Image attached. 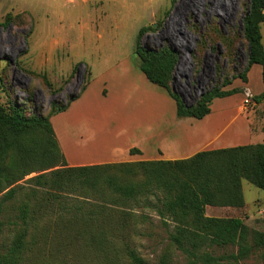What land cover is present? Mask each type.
Here are the masks:
<instances>
[{
    "label": "rangeland",
    "instance_id": "rangeland-1",
    "mask_svg": "<svg viewBox=\"0 0 264 264\" xmlns=\"http://www.w3.org/2000/svg\"><path fill=\"white\" fill-rule=\"evenodd\" d=\"M249 4L250 0H0V75L4 78L0 103L18 104L28 117L48 116L54 100L65 104L88 82L87 92L51 119L67 160L74 164L108 159L118 149L114 160L101 164L137 162L129 160L133 156L126 148L140 144L151 128H166L176 111L173 99L150 83L139 66L137 37L142 28H149L142 35L144 46L171 47L178 54L170 87L187 105L195 104L215 84L233 78L225 90L238 92L214 100L215 117L197 121L198 128L213 134L224 123L222 110L232 106L231 115L238 117V123L225 134L249 130L252 138L240 146L263 144L264 102L254 101L264 90L259 76L262 67H254L249 82L254 65H248L243 33ZM261 34L264 47V22ZM214 119L216 124L209 128ZM33 176L21 182L25 193L34 187L27 182ZM241 189V205L208 206L207 215L240 218L251 229L264 232V191L247 180L241 182ZM21 198L0 210L1 241L13 237L11 222L17 214L13 204L18 205ZM132 212L136 217L126 225H120V212H111L110 232L126 233L129 245L149 264H160L162 259L186 263L185 255L170 241L171 220L162 218L156 208ZM107 228L101 224L94 230ZM39 230L65 233L66 238L33 254L29 264H60L67 251L69 264H100L79 239L87 225L52 220L42 223ZM236 251L219 247L213 253L222 256ZM238 264H263L261 250L254 248Z\"/></svg>",
    "mask_w": 264,
    "mask_h": 264
},
{
    "label": "trees",
    "instance_id": "trees-1",
    "mask_svg": "<svg viewBox=\"0 0 264 264\" xmlns=\"http://www.w3.org/2000/svg\"><path fill=\"white\" fill-rule=\"evenodd\" d=\"M263 22L264 0H250L243 18L248 65L262 67L264 84ZM147 29L142 28L137 37L135 53L140 69L150 83L175 101L180 119H204L215 99L238 92L225 90L233 78L226 79L204 91L195 104L187 105L170 87L178 64L177 52L171 47L157 50L144 46L142 35ZM238 78L247 81L243 75ZM89 85L84 82L80 92L70 95L63 105L54 100L48 116L28 117L18 104L6 107L0 103V210L22 196L18 205L13 204L17 211L11 222L15 227L13 237L0 240V264H29L33 254H41L51 242L66 238L65 233L39 230L42 223L52 220L87 225L88 230L79 239L93 261L149 264L129 245L126 233L119 229L110 232L111 212H120V225H126L128 219L136 217L134 208H156L162 218L174 223L170 241L187 258L183 264H238L254 248L261 250L264 264V232L251 229L240 218L210 217L206 213L208 206L241 205L243 180L264 191V143L202 151L175 161L70 166L51 119L66 112ZM3 89L4 78L0 75ZM254 101L264 102V90ZM130 153L138 154L140 150L133 148ZM32 174L35 176L27 182L35 188L25 193L21 182ZM101 224L108 228L95 231ZM219 247H235L237 251L215 256L213 251ZM67 253L60 264H69ZM160 264L170 263L162 259Z\"/></svg>",
    "mask_w": 264,
    "mask_h": 264
},
{
    "label": "crops",
    "instance_id": "crops-1",
    "mask_svg": "<svg viewBox=\"0 0 264 264\" xmlns=\"http://www.w3.org/2000/svg\"><path fill=\"white\" fill-rule=\"evenodd\" d=\"M255 66L256 65L253 66V68L249 73L248 76L249 82L251 81L252 70L254 69ZM259 76H260V81H262V68L259 70ZM87 90L88 88L82 95H84L87 92ZM262 91L263 89L258 93H261ZM213 103L211 105L210 114L201 120H197L193 118L180 119L177 116V107H176L175 117L172 114L173 120L170 122V124H167L166 128L160 126L155 129L153 127L151 128L149 134H147V137L143 139L140 142V144L129 145L126 148V153L133 156L129 160H137V161L183 160V159H188L202 151L240 146L241 143L247 142L252 138V134L250 133L249 130H246V132L243 130L242 132L243 134H225L230 128L234 127V125L238 123V117L236 115H231L232 112L234 114V110H235L234 107L232 108V106L231 107L227 106L222 110L223 111L222 114H224L223 115L224 123L223 124L221 123L222 126H220V129L219 126H217L215 127V131L213 134H204V132H202V130L198 128V124L196 123L197 121L205 122L209 119L210 120L213 119L214 116L213 114H215ZM225 117L228 118L226 119ZM216 122L217 119L212 120L209 128H211L214 124H216ZM146 143H147V147H143V145ZM133 148L140 150V153L132 155L130 151ZM118 153H120V151L118 149H115L111 152L112 156L108 159L77 161L74 164H71L68 160L67 161L68 163H70V166L101 164V163H106L107 161L114 160L115 157L118 156Z\"/></svg>",
    "mask_w": 264,
    "mask_h": 264
}]
</instances>
